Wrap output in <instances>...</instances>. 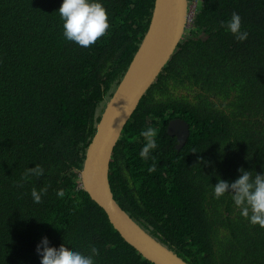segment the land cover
Listing matches in <instances>:
<instances>
[{
	"label": "trees",
	"instance_id": "1",
	"mask_svg": "<svg viewBox=\"0 0 264 264\" xmlns=\"http://www.w3.org/2000/svg\"><path fill=\"white\" fill-rule=\"evenodd\" d=\"M199 1L124 130L111 185L122 208L189 264H264V228L212 190L219 177L231 182L238 168L260 173L264 165V0ZM98 2L109 31L85 50L63 37L62 0H0V264H40L36 246L45 237L57 251L88 255L95 246L96 264H153L121 239L80 173L155 0ZM234 11L249 33L244 42L220 26ZM175 119L191 129L181 149L168 134ZM149 126L158 147L144 160L139 133ZM36 164L44 175L23 179ZM34 187L47 188L39 204Z\"/></svg>",
	"mask_w": 264,
	"mask_h": 264
},
{
	"label": "water",
	"instance_id": "2",
	"mask_svg": "<svg viewBox=\"0 0 264 264\" xmlns=\"http://www.w3.org/2000/svg\"><path fill=\"white\" fill-rule=\"evenodd\" d=\"M193 13L189 0H155L149 28L102 112L80 173L82 188L103 209L121 239L153 264L189 263L152 236L117 202L110 179L112 156L142 99L183 41ZM172 128L179 131V148L183 147L190 137L189 124L183 119L171 121L168 134L174 136Z\"/></svg>",
	"mask_w": 264,
	"mask_h": 264
},
{
	"label": "clouds",
	"instance_id": "3",
	"mask_svg": "<svg viewBox=\"0 0 264 264\" xmlns=\"http://www.w3.org/2000/svg\"><path fill=\"white\" fill-rule=\"evenodd\" d=\"M57 12L63 21V37L67 41L74 42L81 49L94 47L109 31L107 13L98 0H62ZM220 26L225 32L232 34L238 42L248 39L249 33L242 29L241 16L235 11L229 20L221 21ZM139 135L144 140L139 156L144 160L154 159L151 154L158 147V130L149 126L141 130ZM204 163L210 164L209 161ZM155 167L153 163L148 171H155ZM261 167L260 173L240 167L237 169L238 176L234 181L229 182L219 177L218 182L212 185V190L215 199H220L226 193L229 194L242 217L250 224L264 228V165ZM43 175L44 168L36 164L33 168H27L23 179L27 180L33 176L38 178ZM46 192V187L39 190L32 188L33 202L39 204ZM63 195L59 192L57 198L62 199ZM36 254L40 264H96L94 258L100 255V250L92 246L88 255L74 249L69 252L63 247L57 251L51 248L49 240L45 237L37 244Z\"/></svg>",
	"mask_w": 264,
	"mask_h": 264
},
{
	"label": "flooded vegetation",
	"instance_id": "4",
	"mask_svg": "<svg viewBox=\"0 0 264 264\" xmlns=\"http://www.w3.org/2000/svg\"><path fill=\"white\" fill-rule=\"evenodd\" d=\"M199 2H200V1H199ZM199 2H198V4H199ZM175 120H176V119H175ZM172 121H173V120H172ZM170 123H171V122H170ZM170 123H169V125H170ZM169 125H168V129H169ZM190 131H191V129H190ZM172 132L175 133V135H174V136L172 135V136H173V137H176V138H177V141H178L177 148H178V149H181L182 147L179 148V145H180L179 137H181L180 134H179V131H177L175 128H172ZM190 134H191V132H190Z\"/></svg>",
	"mask_w": 264,
	"mask_h": 264
},
{
	"label": "built area",
	"instance_id": "5",
	"mask_svg": "<svg viewBox=\"0 0 264 264\" xmlns=\"http://www.w3.org/2000/svg\"><path fill=\"white\" fill-rule=\"evenodd\" d=\"M198 2H199V0H197L193 4H191V5H193V11H195L197 9Z\"/></svg>",
	"mask_w": 264,
	"mask_h": 264
}]
</instances>
